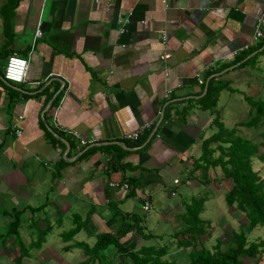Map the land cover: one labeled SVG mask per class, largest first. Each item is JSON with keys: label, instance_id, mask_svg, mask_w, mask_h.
<instances>
[{"label": "crops", "instance_id": "1", "mask_svg": "<svg viewBox=\"0 0 264 264\" xmlns=\"http://www.w3.org/2000/svg\"><path fill=\"white\" fill-rule=\"evenodd\" d=\"M263 7L264 0H0V62L10 54L27 60L20 83L4 81L0 67V236L20 210L18 228H35L28 238L48 226L40 246L25 255L80 264L86 256L74 244L91 247L99 233L113 234L120 219L131 221L130 200L149 211L161 201L155 189L172 194L179 183L198 185L197 178L217 190L219 167H209L205 179L195 159L201 140L217 128L216 114L222 125L220 91L244 100L250 95L231 84L250 64L241 81L249 92L252 71L263 69L258 57L237 67L261 41L253 30ZM209 82L223 88L204 109L200 97ZM136 130L137 138L124 137ZM175 209L160 217L172 222L183 212ZM137 218L140 232L119 240L129 250L161 237L142 231ZM74 224L78 231L62 240ZM49 237L61 242L46 249Z\"/></svg>", "mask_w": 264, "mask_h": 264}, {"label": "trees", "instance_id": "2", "mask_svg": "<svg viewBox=\"0 0 264 264\" xmlns=\"http://www.w3.org/2000/svg\"><path fill=\"white\" fill-rule=\"evenodd\" d=\"M263 40L264 38L242 54L240 59L256 51L255 54L240 62L237 67L245 66L249 61L255 60L259 54L264 52V47L257 51ZM222 88L219 84L214 85L209 82L204 95L200 97V100L206 102V105H201V107L204 109L211 108ZM243 98L250 107L249 117L239 124L248 128H261L259 135L263 141L260 144L264 145V98L253 99L250 96H243ZM212 119V123L217 128L208 137L201 140L200 154L195 159V169H199L202 172L201 175L206 179V172L209 167H219L221 176L228 179L230 183L229 189L224 192L225 203L228 207L234 205V209L242 213L246 224L239 226L237 230L231 231V241L223 248L221 247L222 239L220 237H216L214 242L206 247L204 243L211 238L212 234L210 221L198 217V214L202 211V203L207 199V195H200L185 205L184 211L179 214L182 227L172 235L175 234V237H178L175 241L178 246L190 247L184 264H242L243 258L254 257L264 248L263 239L249 242L246 239L247 233L255 227H261L264 232V178L251 167V157L257 152L258 143L256 144L252 139L240 137L236 134L234 128H224L218 123L217 114ZM259 157L262 158L263 156L260 155ZM125 181L126 183H133V179ZM20 213V210L13 212L12 219L7 224L4 232L6 237L13 236L12 243H17L20 252L17 253L15 258L17 263H19L22 255L26 253V247L17 233L20 224L18 219ZM131 219V221L120 219L113 234L108 232L99 233L91 247L83 242L74 244L76 247L81 248L82 253L86 256L80 264H90V262L95 264H175L172 260L161 258L168 253L166 245L154 247L155 245L148 244L129 250L119 241L121 237L133 229L140 232L141 227H138V218L132 217ZM47 227L44 226L37 231L39 232L37 237L28 244V247L40 246L46 233L43 231ZM79 228L78 224H74V226L62 232V240L65 241L72 237ZM111 243L116 247L115 254H118L122 260L119 259L118 262L113 260L111 263L105 259L104 254L101 255L102 251L106 250ZM252 264H257V262L255 261Z\"/></svg>", "mask_w": 264, "mask_h": 264}, {"label": "rangeland", "instance_id": "3", "mask_svg": "<svg viewBox=\"0 0 264 264\" xmlns=\"http://www.w3.org/2000/svg\"><path fill=\"white\" fill-rule=\"evenodd\" d=\"M259 60L258 66H261L263 69L261 71L254 69V72L252 71V75H254V81L251 86L250 84V90L249 92L247 89H245V86H242L241 81L243 79L242 75L245 77H249L251 74V65L249 64V67L244 69V72L240 76L239 72L232 73L235 77H239L235 83H232V87H236L238 89L244 90L245 95H250V97L254 98H264V52L262 54H259L258 56ZM3 63V67L5 65V61L0 62ZM3 69V68H2ZM239 70V68H235L234 70H230L229 72ZM234 77V78H235ZM262 80V86L261 84H256V81ZM258 79V80H257ZM13 84V83H12ZM262 88V89H261ZM260 94L256 97L257 94ZM216 107L219 109L220 117L219 120H221L222 126L227 129L234 128L236 131V134L243 138L252 139L256 144L258 143L257 152L251 157V167L254 171H257L261 177L264 178V145L260 142L263 141V139L259 135V131L261 128L259 127H245L244 125L241 126L239 123L244 122L247 120L248 112H249V105L242 99V97L238 93H230L227 90L220 91V96L217 102ZM262 155L263 157L260 158L259 156ZM211 175V174H210ZM216 176H221V172L219 169H216ZM219 181L217 182L219 184L217 190H209L206 187V184H203L201 182V179L197 178L198 185L193 186L192 188H189L188 186L184 185L183 183H179L173 187V193L170 194L171 190L170 188L166 190L161 189V192L157 189L154 190V195L157 199L158 195H161V203L157 201L155 204V201L153 203V208L149 211H144L140 209L141 202L137 203L133 200H130L131 202V211L135 215L133 217H140L141 220H143V226L142 231L145 233H155L158 232V234L161 235V237L157 238H147V240H144L146 244L155 245L154 247L166 245L168 247L169 253L162 256L161 258H165L167 260L174 261L175 264H184L187 260V252L189 251V246H178L176 243V239L178 237H175V234L172 235L176 230H180L182 227V220L181 217L173 215L172 222L165 221V217L161 216V212H166L170 208L171 212L174 211L176 208L177 203L182 201L184 204L181 206V208H176L175 211H184L185 205L190 203L192 199H196V197L202 195L203 193H206L207 199L203 201L202 203V211L198 214V217L204 218L210 221V229H211V238H209L204 245L206 247H209L215 240L216 237H220L222 239V245L223 248L224 245L229 244L231 241V231L237 230L239 226H243L246 224V220L243 217L242 213L234 209V205L232 207H228L224 200V192L229 188V180L224 179L223 177H219ZM166 187V186H165ZM210 191V194L209 192ZM155 200V198H154ZM165 203L168 205L167 209L165 206ZM114 209V207H112ZM117 209V208H116ZM118 209H123L121 207H118ZM120 221V220H119ZM118 221V223H119ZM64 226L63 229H66L69 226ZM18 228V233L20 235H23L25 237H21V240L24 244H27L32 237L35 239V234H32L30 238H28L27 234L30 232L34 233L35 228L32 226L31 230H26L22 227ZM3 228V225H2ZM60 231V230H58ZM5 232V231H4ZM1 234L0 237V246L3 245L1 242H6L7 240L11 242V246H6V248L0 247V264H46V260L42 256H35L32 249H30L28 252V255H22L19 263L15 260L17 253H20L17 248V243H12V240H9V237H6L5 233ZM247 241H258L259 239L264 240V232L261 227H255L252 230H250L247 233ZM48 240L50 243H47L44 248H53L52 247V240L58 244L61 240L59 238H51L49 237ZM142 242V241H141ZM10 245V244H9ZM26 250L28 249V245H25ZM116 247L113 243H111L106 250H103L101 255L104 254L105 259L109 260L111 263L113 260L117 261V258L114 257L111 253L114 252ZM52 250V249H51ZM75 253H77L79 250L75 249L73 250ZM111 252V253H110ZM58 253L61 255L60 251ZM45 255V252H44ZM64 255V253H63ZM48 256V255H47ZM58 257L57 255L54 257L52 255V258L55 259ZM57 259V258H56ZM61 260V259H59ZM71 260H73V257H71ZM257 262V264H264V248L257 253L256 256L251 258H243L242 264H252L254 262ZM49 264V263H47Z\"/></svg>", "mask_w": 264, "mask_h": 264}, {"label": "built area", "instance_id": "4", "mask_svg": "<svg viewBox=\"0 0 264 264\" xmlns=\"http://www.w3.org/2000/svg\"><path fill=\"white\" fill-rule=\"evenodd\" d=\"M45 1V0H44ZM50 1V0H49ZM97 1V0H93ZM126 21V20H125ZM35 34H39V29L35 30ZM264 38V7L262 8L259 16L256 19L254 30H253V39L255 40H262ZM169 54L164 53L161 57L167 58ZM27 70V60L19 55L10 54L6 57L5 65L2 70V78L6 82L10 83H20L23 81ZM18 134L19 131H16ZM139 130L132 131L129 133L124 134V137L127 139H135L137 138ZM176 182V180H173ZM113 185V183H110ZM126 188V185H123ZM144 209H147V205H143Z\"/></svg>", "mask_w": 264, "mask_h": 264}, {"label": "water", "instance_id": "5", "mask_svg": "<svg viewBox=\"0 0 264 264\" xmlns=\"http://www.w3.org/2000/svg\"><path fill=\"white\" fill-rule=\"evenodd\" d=\"M264 47V40H263V44H262V46L258 49V51H260L262 48ZM255 52H252L251 54H249L247 57H249V56H251L252 54H254ZM238 65V63H235V64H233L232 66H230V67H234V66H237ZM229 67H227V68H224V69H222L221 71H220V73L221 72H223V71H225L226 69H228ZM3 79V78H2ZM4 80V79H3ZM5 81V80H4ZM159 121V120H158ZM154 130V129H153ZM150 136V135H149ZM149 136H148V138H149ZM147 138V139H148ZM127 149H133V148H127ZM65 155V154H64Z\"/></svg>", "mask_w": 264, "mask_h": 264}]
</instances>
